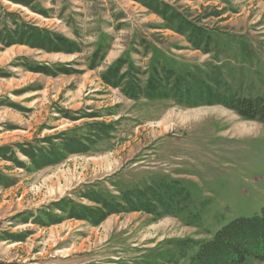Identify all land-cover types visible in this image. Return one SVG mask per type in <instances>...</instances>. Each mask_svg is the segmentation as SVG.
Returning a JSON list of instances; mask_svg holds the SVG:
<instances>
[{"label":"rangeland","instance_id":"obj_1","mask_svg":"<svg viewBox=\"0 0 264 264\" xmlns=\"http://www.w3.org/2000/svg\"><path fill=\"white\" fill-rule=\"evenodd\" d=\"M168 1L205 33L202 49L187 41L190 32L160 29L161 18L134 0H0V264H192L201 242L263 209L264 123L213 99L264 98V0H232L223 15L225 3ZM30 26L78 45L17 41ZM105 36L108 51L130 52L138 68L146 51L161 52L159 68L175 70L165 75L179 96L133 104L103 91L106 59L88 65ZM65 62L76 72L33 70ZM97 112L112 122L110 138L72 142L77 131L71 147L87 143L86 154L30 164L44 146L56 152L49 135L66 136Z\"/></svg>","mask_w":264,"mask_h":264},{"label":"trees","instance_id":"obj_2","mask_svg":"<svg viewBox=\"0 0 264 264\" xmlns=\"http://www.w3.org/2000/svg\"><path fill=\"white\" fill-rule=\"evenodd\" d=\"M168 5H166L167 7ZM167 13H170L167 17V26L169 28L176 30L178 32H189L191 34L190 42L194 43L197 41L196 45H193L195 48L200 47L198 41L200 43L205 42V33L203 31H197L191 29V27L187 24L186 21H178L177 19L180 18L181 15L176 13L175 11H169L164 9ZM36 28V27H34ZM33 27L27 28L24 32H17L18 36L22 37V40H17L22 43H29L34 42V46H43L48 45L46 44H53L50 45L51 47L54 44L60 45L63 43L64 46L67 48L70 45H74L71 42L67 41L61 35L57 33H50L47 29L37 28L34 29ZM39 33H36V31ZM22 35H21V34ZM16 34V33H15ZM27 34H35L36 36L27 37ZM49 34V35H47ZM18 39V38H16ZM32 40V41H31ZM59 42V43H57ZM57 49V48H56ZM65 49V48H64ZM75 48L74 46L71 47L68 51H73ZM63 50V49H57ZM66 50V49H65ZM51 51H54L52 49ZM35 72H44L47 74H55V71H52L49 67L40 65L37 66L36 69L33 67ZM31 68V71H33ZM69 70V69H68ZM66 67H63L60 71L64 73H69ZM119 67H114L110 70L109 75L111 79L113 78V83H122L123 82V90L124 92L128 93L131 96H139L143 94L144 96H149L151 98H170L179 96L181 93L180 87L178 88L176 85V81L171 80V77H167L164 74H157L154 72L149 79L146 86H142L139 84L138 80L127 78L125 80V75L120 74ZM172 71L169 70L167 73H171ZM173 75V74H170ZM111 79H107L109 83ZM122 85V84H121ZM179 86H182L180 83ZM203 87V86H202ZM207 90V94L212 96L214 94V90L211 87H205ZM204 89V88H203ZM186 90H190L187 88ZM231 97V98H230ZM218 96L214 97V103H222L224 106L230 107L232 110L236 111L240 116L244 117L245 119L252 120V121H260L264 123V98L263 97H255V98H246V97H237V96ZM230 98V99H228ZM212 103V104H214ZM211 104V105H212ZM99 126H104V124H99ZM92 135V134H91ZM97 136V135H96ZM77 135L73 137L77 139ZM91 137V136H90ZM88 137V139L90 138ZM95 138V135H92ZM98 137V136H97ZM53 139V138H51ZM50 139V141H52ZM69 138H66L61 145H58L56 148V152L53 154L50 153L49 150L46 151L44 148L42 150L43 154L40 157H35V161L32 162L37 165L43 164L46 161H58L60 152L63 150H71V143ZM89 140H92L91 138ZM60 149V150H59ZM47 152V153H46ZM31 155V154H30ZM58 155V156H57ZM140 192V191H139ZM141 195L145 197L147 193L141 192ZM142 196L139 197V201L144 200ZM248 258L263 260L264 261V207L259 213V215H255L252 217H245V218H236L231 221L228 225L222 227L217 231L215 235L209 240H204L199 244L198 252L195 254L193 258L192 264H244Z\"/></svg>","mask_w":264,"mask_h":264},{"label":"crops","instance_id":"obj_3","mask_svg":"<svg viewBox=\"0 0 264 264\" xmlns=\"http://www.w3.org/2000/svg\"><path fill=\"white\" fill-rule=\"evenodd\" d=\"M134 1L137 2V3H140L143 7H145L149 11L150 14L153 13V14H155V15H157V16H159L161 18L162 23L160 24V29H162L164 31H170V32L178 33L180 36H183V37L187 38V32H185V33H183L182 31L178 32L176 30H173V29L169 28V26H167V17L169 16L170 13H167L164 9H167L170 12L171 11L172 12L175 11L176 13L181 15L180 18L177 19L178 21H181V20L185 21V14H186L185 10L178 9V8L176 10L173 8L174 10H172V7H176V5L171 4L168 0H134ZM231 1L232 0H204V3H206V4H209V3L223 4V3H225V4L222 5V7H219V8L216 7L217 9H220V15H223V14H226L227 12L230 11V9L228 8V5H229V2H231ZM166 5H168V6L166 7ZM54 33H57V32H54ZM57 34L63 36L64 38H66L67 41L71 42L75 46L78 45L77 42H74L73 40L67 38L63 34H60V33H57ZM105 37H106L105 39H103V40H101L99 42V46H97V49L94 51V53H93V55H92V57H91V59L89 61V65H88V68L90 70H93V69L97 68V66L100 64V62L102 60L106 59V64H107L106 68L100 75L101 76L100 83L103 84V86H102L103 89H104L103 91H105V92L107 91L108 92V90H111L112 88L118 90V92H120V95L122 96V99L121 98L120 99L122 101L126 100V101H124V103L133 102V104H135L136 102H139V101H141L143 99L147 100V101L148 100L149 101H155V100L167 99V98H158V97L151 98L149 96H144L143 94H141L139 96H131L128 93L124 92V90H123V85H124L123 82L121 83L122 85L120 83H113L114 80H113V78L111 79V77L109 75L110 70L117 66V67H119V69L121 71L119 76L125 75L124 76L125 80L127 78L128 79L129 78H131V79L134 78V79L138 80L140 85L146 86L147 83H148L147 81H148L149 77L152 74H154V72L157 73V74H163V73L168 72L169 70H171L172 73H173V70H174L173 68H168L167 71H165V68L163 70H161L159 68L160 64H162V62H163V59L160 58L161 57L160 56L161 52L158 53L157 50H154V51H151V52L150 51H146V53H145L146 56H145L144 60L141 63V67L138 68L136 66L137 65L136 62L133 61V58H132L133 56H132V54L130 52L123 51L122 53H115L116 50H113V49L108 51V47L109 46L107 44H108L109 41L107 39V36H105ZM187 39H188L187 41L191 45L190 39L189 38H187ZM147 44H149L150 48H152V46H153L152 42H149ZM75 49L73 51H69V53H73V54L75 52L79 53L78 52L79 49H77V50H75ZM101 49H104V55L100 54L101 53ZM196 49L200 50V49H202V47L194 48V50H196ZM58 52L59 51H57V53ZM204 52H206L207 54H210L211 51H204ZM54 53H56V51ZM163 56H165V53H163ZM145 60H148L147 64L145 63ZM72 62H74V61H72ZM59 64L60 65H56L55 68H52V67L49 66V68L52 69V71L56 72L55 74H47V73H44V72H41V73L46 74L48 76H53V77L58 76L60 74L67 75L68 73H64V72L60 71L63 67H66L67 69H70V70H73V72H76V70H74V69H77L75 67V63H71V62L66 63L65 62V63H59ZM80 71H81L80 73H83L84 69L80 70ZM142 71L145 73L144 74L145 75V79L144 80L143 79L140 80V78H139V74ZM107 79H111L112 83H109L107 81ZM59 110L60 111H64V110H67V109L59 108ZM91 112H93V111H91ZM70 117H74V115H70ZM102 117H103V114L101 112H97V113L91 114V116H90L91 119L90 120H92V122L90 121V123H87V124L85 122L84 123L85 125L81 124V125H78V126H73L71 129H67L65 131L66 136L64 135V136L58 137L59 134L57 133V134H54V135L51 134V135H49V137H53V139H51V140H52V142L57 143L55 145V147H58V145H61L63 143L64 139L68 138L71 135V133H75L76 134L77 131H78L79 133H82V135L80 134L79 136L76 134L78 136L77 138H80L79 141H82V139H86V138L91 136L90 138L92 139V143L95 142L94 145H96L97 142H99L100 139H105V138H110L111 137V127H112L111 123L112 122L110 123V121L104 120ZM99 118H101L103 120H99ZM80 120H85V118H79L77 120L74 119L72 121H80ZM113 121H117L118 122V120H113ZM93 124H95L96 126L93 125ZM99 124H104L105 127L101 126L100 129L97 130V126H99ZM91 125H93V126H91ZM94 127H96V128H94ZM91 134L92 135L94 134L95 136L97 135L99 139L98 138L97 139L93 138ZM88 146L89 145L86 143V144H84V148H82L84 150L73 151V149H72V151H70L68 153H67L66 150H63L62 152H60V155H59V159L60 160L52 161V162L46 161L44 166L47 167V166L57 165L58 163L67 160L72 154H86V152L90 151V148H91V146L89 148H86ZM44 148L46 149L47 147L44 146ZM80 149H81V147H80ZM46 151H47V149H46ZM50 153L53 154L54 151L50 152ZM20 161H23V160L20 159ZM31 163H32V160H31L30 164ZM31 170H36V169H31ZM62 207H63V210H64L65 214L62 215L64 217H61L62 219L59 220L60 222L63 221V220H66L68 218L67 217V214H68L67 210L69 209V206L65 205V206H62ZM47 211H48V209H47ZM50 213H52V211H50ZM56 217H59V216H56ZM28 219H30V218H28ZM49 219H51V218H49ZM79 220H83V218L79 219ZM55 223H56V221H55ZM41 224L45 225V227H46V225L50 226V225L54 224V220L53 221L46 220V222L42 221Z\"/></svg>","mask_w":264,"mask_h":264},{"label":"bare ground","instance_id":"obj_4","mask_svg":"<svg viewBox=\"0 0 264 264\" xmlns=\"http://www.w3.org/2000/svg\"><path fill=\"white\" fill-rule=\"evenodd\" d=\"M101 160V159H100Z\"/></svg>","mask_w":264,"mask_h":264}]
</instances>
